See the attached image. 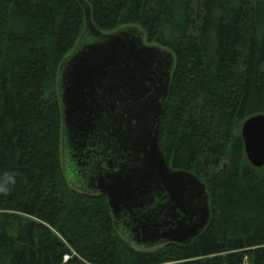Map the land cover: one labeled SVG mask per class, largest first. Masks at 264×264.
Returning <instances> with one entry per match:
<instances>
[{"label": "trees", "instance_id": "1", "mask_svg": "<svg viewBox=\"0 0 264 264\" xmlns=\"http://www.w3.org/2000/svg\"><path fill=\"white\" fill-rule=\"evenodd\" d=\"M85 1L102 33L135 25L174 54L160 147L173 169L206 184L211 220L188 245L139 250L104 196L68 182L58 72L84 31V9L0 0V181L16 174L0 195V264H264V167L248 162L235 135L264 114V0Z\"/></svg>", "mask_w": 264, "mask_h": 264}, {"label": "water", "instance_id": "2", "mask_svg": "<svg viewBox=\"0 0 264 264\" xmlns=\"http://www.w3.org/2000/svg\"><path fill=\"white\" fill-rule=\"evenodd\" d=\"M85 28L58 72L62 165L68 182L107 199L119 233L139 250L188 245L211 220L206 184L173 169L160 147L174 54L129 25L102 33L87 1ZM248 162L264 167V114L246 119Z\"/></svg>", "mask_w": 264, "mask_h": 264}, {"label": "clouds", "instance_id": "3", "mask_svg": "<svg viewBox=\"0 0 264 264\" xmlns=\"http://www.w3.org/2000/svg\"><path fill=\"white\" fill-rule=\"evenodd\" d=\"M4 179L0 181V195L8 194L16 184V174L4 172Z\"/></svg>", "mask_w": 264, "mask_h": 264}, {"label": "rangeland", "instance_id": "4", "mask_svg": "<svg viewBox=\"0 0 264 264\" xmlns=\"http://www.w3.org/2000/svg\"><path fill=\"white\" fill-rule=\"evenodd\" d=\"M144 39H145V42L148 44V45H155V44H153V43H148L147 41H146V38H145V36H144ZM242 124L243 123H241L239 126H238V128L235 130V135H237V136H241V128H242ZM227 162H224L223 163V168L226 170L227 169ZM156 248H158V247H154V248H151V249H156ZM144 250H149V249H144Z\"/></svg>", "mask_w": 264, "mask_h": 264}, {"label": "built area", "instance_id": "5", "mask_svg": "<svg viewBox=\"0 0 264 264\" xmlns=\"http://www.w3.org/2000/svg\"><path fill=\"white\" fill-rule=\"evenodd\" d=\"M64 260L67 261V260H68V256H65V257H64Z\"/></svg>", "mask_w": 264, "mask_h": 264}, {"label": "flooded vegetation", "instance_id": "6", "mask_svg": "<svg viewBox=\"0 0 264 264\" xmlns=\"http://www.w3.org/2000/svg\"><path fill=\"white\" fill-rule=\"evenodd\" d=\"M61 152H62V150H61ZM63 154V153H62ZM63 166V165H62Z\"/></svg>", "mask_w": 264, "mask_h": 264}]
</instances>
